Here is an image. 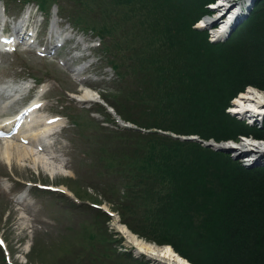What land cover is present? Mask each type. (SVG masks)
Here are the masks:
<instances>
[{
  "label": "trees",
  "instance_id": "16d2710c",
  "mask_svg": "<svg viewBox=\"0 0 264 264\" xmlns=\"http://www.w3.org/2000/svg\"><path fill=\"white\" fill-rule=\"evenodd\" d=\"M211 1L80 2L85 25L106 49L118 47L127 26L131 29L126 41L177 48L168 61L159 50L153 55L140 52L141 63L133 64L140 91L129 93L145 95L142 103L162 102V112L175 114L180 121L175 127L145 128L217 143L250 131L225 110L246 87L264 90V0H255L234 35L219 44L209 43L206 34L192 27ZM95 8L100 15L92 16ZM254 131L260 133L258 127ZM133 133L114 132L112 139L119 146L125 137L149 146L147 164L153 166L156 200L150 198L142 211L136 225L139 235L172 246L191 264H264V167L249 171L196 142L157 132Z\"/></svg>",
  "mask_w": 264,
  "mask_h": 264
},
{
  "label": "rangeland",
  "instance_id": "374dc122",
  "mask_svg": "<svg viewBox=\"0 0 264 264\" xmlns=\"http://www.w3.org/2000/svg\"><path fill=\"white\" fill-rule=\"evenodd\" d=\"M59 1H63V3H61L64 5L63 8H69V11L74 9L75 5L76 9L74 10H76L77 23H79V16L82 15L81 10L84 8V5L80 4L82 0ZM65 3H67V5H65ZM235 4L238 6L245 5L246 7H250L252 5V0H240ZM1 9L2 3L0 2V10ZM28 10L29 15L35 12L33 6L23 9L21 4L11 6L4 13V16L2 12H0V16H2L0 17V29L4 27L2 25L3 20H6L7 31L16 28L18 25L24 26L25 24H31V20L34 19L35 16L30 15V17H27ZM52 11L53 13L56 11L55 7L51 9L50 15L45 17V22L43 24L39 23L38 25V27H40V25L43 27V32L39 41H44V45H50L55 43L53 40H65L64 42L66 45L58 51L56 59L46 60L37 58L32 54H25L15 57V59L12 60V65L9 58L1 59L3 61L0 65V82L3 83L1 86L6 82L11 84V87H9L7 91L9 94H11V91L16 87H19L15 93L17 100L20 98L19 96L26 93V91L21 90L22 85L26 83H43L45 87L44 94L39 96L38 99L41 101L45 100V102L48 101L44 108L38 110V113L46 116L60 115L63 117L62 123L68 128L67 132L63 131L58 135V138L62 137L64 141L62 143L58 139L56 141L57 148L65 155L63 156V160L66 171H62L60 175H50L45 170H40L39 168L35 169L31 165L26 166L22 162L18 164L13 161L10 166L5 165L3 159L0 157V235L3 236L8 247L9 262L11 264H76V260L74 259L79 255H85L84 257L87 259L81 260L80 264H86V262L95 264L97 260L89 259V257L92 258L94 250L98 255L101 254L104 251L102 247L106 246V253L110 254L112 257L107 258L106 261L100 259L99 264H108L109 260H112L111 263L113 264H156L143 255H135L133 248L128 247L123 236L113 228V219H111V221H106L105 213L102 210L90 211L84 205L73 206V208H71L69 202H67L63 196H57L59 199H55L56 196L49 194L47 196L43 193L44 197L37 198L33 206L26 207L24 213L25 216L29 218L24 219L21 217V212L10 203L7 197L6 191L11 192L22 183H40L42 185H53L54 187H65L71 192H74L72 195L79 199H88V201H97L99 199L102 203H100V207L112 211L111 206L113 205V208L116 209V205L108 200L106 194H99L97 198L92 195L91 190H87L88 188L86 189L83 186L90 183L88 178L92 174V169L94 168L90 165L94 164V161L97 160V155L93 154L95 151L88 146L89 142L85 137L89 134V136L93 138L95 133V136L98 135L99 143L106 144L115 141L112 139L114 133L106 131V128L116 129L118 127L120 129H132L127 131L134 134L133 131L139 129L144 132L147 131L146 128L141 126L147 127L148 125L154 126L156 124H158V126H168L170 124V127H175L176 123L178 125L180 124L175 114L171 115L170 112H162V102L142 103L145 95L140 98V94L136 95L127 92L123 94V92L128 89L140 91V85L138 82H134V78L137 75L133 74V69L135 67L133 64L137 65L141 63L142 55L140 52H149V55H153V53L161 50L168 61L171 52L177 55V48L170 51L164 48L163 45L158 46L159 44L143 47L135 40L131 42L126 41L125 39L130 37L127 29L128 33L120 34L119 41L116 43V45H118L116 49L113 48V45L108 49L102 45L100 48L89 50L88 57L93 59V62L88 60L83 71H72L70 67H72L74 63L72 64L73 60L71 62L69 59V53L66 52V49H68L70 45L74 46L76 43H78L77 49L80 48V43L97 44L100 38L99 40L95 38L98 37V35H95L91 30L82 31L77 29L76 26L74 27L67 15L63 12H59V16L51 18ZM201 11V9L198 10L193 16L201 13ZM98 15H100V9L95 8L92 16ZM246 16L245 9L243 10V14H239L236 18L229 33L215 41H213V31L209 34L207 29H201L198 24H193V27L196 28V31L202 32L204 35L206 34L209 42L218 44L222 42L225 43L234 35L236 32L235 29L243 22ZM18 18L20 19L17 20ZM76 18L73 17L72 20L76 21ZM198 18L200 20L203 19L202 15ZM226 18L227 16L225 17L223 15L222 20ZM47 31L51 32V40L46 33ZM107 44L110 45L111 43ZM103 49L106 50V52L102 51ZM85 52H88V50H85ZM216 52L217 55L220 54L219 51ZM114 58L119 59L121 70L125 72V75L120 79L113 73L107 64L109 63L108 61ZM59 60L65 62L66 65L64 67L59 66ZM77 63H79V61ZM84 73H90L91 75L90 77H86V75L83 76L82 78L84 79L80 82H75L71 79V75L75 74L77 75H74L75 77L81 78ZM140 80L144 81L141 77ZM87 87L108 98L106 101V98L102 96L104 100L102 99L101 101L108 106H112L113 111L111 114L98 103L88 104L76 100L82 95V89H86ZM119 90L121 94H118ZM31 93H33V91L23 96V100L13 102L7 110L4 108L5 102L3 103L4 100H2L0 96V110L1 112H7V115H3V118L12 117L15 114L14 108L19 105L21 106L22 103L25 105L27 99L32 97ZM9 96L10 95H8V97ZM230 103H232V101ZM225 113L227 114L228 111L225 110ZM122 116L132 120L131 123L124 122L125 124H123V126L117 124L116 121H122ZM230 117L239 124L243 121L242 116L232 117L230 115ZM72 118L73 121H77L75 127L82 130L81 136L77 134L76 129L71 126ZM258 124H260V121H257L256 125ZM100 125L105 127V129L101 128ZM187 128L189 127H184V129ZM122 131L126 132L125 129H122ZM152 131H155V129H152ZM169 132L173 136L179 137L181 141H190L186 140L188 137L196 138L192 141L200 144L203 148L211 149L212 152L224 154L226 157L229 156L231 159H234L233 161L245 164L244 166H246V169L249 171H255L257 168L264 167V159L249 165L247 161L240 160L238 158V153L233 152V150L230 152H221L203 145L207 143L218 145L221 144V142L217 143L214 140H209L201 144L199 140L202 139L195 135L179 136L175 135L171 130ZM157 133H160V131H157ZM126 138L127 137L123 138L121 142ZM134 140L135 139L127 140V142L131 143ZM133 143V148L138 149L139 152L146 153L148 151L149 146L147 144H139L135 141ZM246 143L249 144L252 142L249 140L242 141V143L240 142V144ZM238 144L239 142L236 144V147ZM95 166L96 168L101 167V164L95 163ZM151 172V169L146 166L144 161L137 160L128 171L118 174V177L121 178L120 183L123 187L133 188V191L138 195L136 200L139 201L140 196L150 191L153 186V177L150 175ZM70 178L73 180H69ZM150 182L151 187L149 188ZM77 183L85 189L82 188L83 191L81 189L76 191L74 185H77ZM3 187H6V191L3 190ZM115 214L117 215L116 212ZM20 218H23V220H20ZM92 230L96 234L93 237H98L100 234L102 236L101 240L106 244L88 240L84 234L86 231L91 232ZM141 233H144V231H141ZM144 236V239L149 241L150 236ZM2 263L0 252V264Z\"/></svg>",
  "mask_w": 264,
  "mask_h": 264
},
{
  "label": "bare ground",
  "instance_id": "6f19581e",
  "mask_svg": "<svg viewBox=\"0 0 264 264\" xmlns=\"http://www.w3.org/2000/svg\"><path fill=\"white\" fill-rule=\"evenodd\" d=\"M222 1L223 0H220V3H224ZM225 3H229V1ZM244 6L245 5H242L241 9H243ZM218 13L219 12H217V14ZM222 18L223 17H221V19ZM218 21H219V17L217 18L216 16L210 17V19L204 18L199 22V27L202 25L205 27L213 26ZM220 24L222 23H218V25ZM224 34L225 32L219 29H215L213 31V36L217 37L218 39L222 37ZM82 90H83L82 95L77 99L79 102L86 101L91 103V102L99 101V98H97L95 93H93L94 91L90 90L89 88ZM232 103L233 106L231 107L230 111H233L237 114V112L240 111V109H244L246 110V112L244 111L243 114H248L250 116L254 115V112L256 111H264V91L258 90L256 88L248 87L245 90V92H243L240 96H238ZM243 114L240 113V115ZM33 124L35 125L37 132L31 137L23 136L25 139L28 140L27 146H21L18 143L13 144V139L4 141V145H3L4 147L1 149V156L3 159V163L10 166L13 161L19 164V162L25 159L24 161H29V163L33 168H36V163L39 162L40 164H42V167L45 171H50L53 168L54 161L53 162L46 161L45 150L42 153H36L35 147L41 146L39 140L44 139V137L41 136H45L47 133H49L52 130V127L56 125V122L54 124L48 125L44 122V119L37 118L33 120ZM240 142L242 143L241 140ZM240 142L237 147H233L229 143H222L212 146L214 149H221V148L232 149L233 152H237V153L251 152L252 154H254V157L256 159L255 162L264 159V143L257 142V143H249V144L247 143L240 144ZM50 174H53V172L50 171ZM74 186L76 187V190H79L80 187L78 185H74ZM62 189L66 191L65 188L62 187ZM17 204H23V202L18 201ZM20 220H23V218H20ZM117 224L118 221L113 220V227L123 236L127 246L133 248L134 250L133 252L135 255H143L147 259L151 260L153 263L156 264H190L187 259L182 257L170 246L168 245L157 246L156 244L149 243L143 239L134 236V234L130 232L126 226H121V225L116 226Z\"/></svg>",
  "mask_w": 264,
  "mask_h": 264
},
{
  "label": "water",
  "instance_id": "95a60500",
  "mask_svg": "<svg viewBox=\"0 0 264 264\" xmlns=\"http://www.w3.org/2000/svg\"><path fill=\"white\" fill-rule=\"evenodd\" d=\"M207 147H209V148H212L213 146H211V145H207ZM215 150H217V151H221V152H228V150L227 149H215Z\"/></svg>",
  "mask_w": 264,
  "mask_h": 264
}]
</instances>
